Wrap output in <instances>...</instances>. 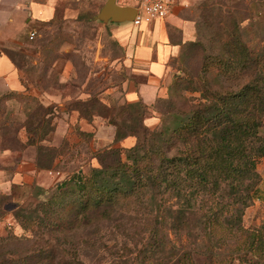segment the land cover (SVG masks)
I'll return each instance as SVG.
<instances>
[{"label":"rangeland","instance_id":"obj_1","mask_svg":"<svg viewBox=\"0 0 264 264\" xmlns=\"http://www.w3.org/2000/svg\"><path fill=\"white\" fill-rule=\"evenodd\" d=\"M197 1L196 42L186 45L178 56L167 95L151 107H143V122L156 130L177 124L178 115L197 99L207 80L213 83V75L247 76L246 71L234 72L233 68L225 71L213 56L220 49L228 54L225 59L235 60L231 56L235 47L243 46L252 53L264 43V0ZM104 2L57 0L52 19L28 20L23 29L7 32L0 39L1 48L22 69L27 91L0 104V146L18 145L19 136L26 134V121L49 110L45 117L51 118L50 124L64 119L72 127L64 137L63 144L68 140V145H63L66 152L56 166L66 177L98 165V150L119 145L107 139L110 134L105 128L100 130L103 143L96 144L89 136L78 138L71 123L73 111H104L127 125L125 129L139 123L138 107L129 106L120 94V83L127 74L123 39L135 33L137 26L131 20L120 23L98 17ZM33 91L40 94L30 93ZM93 115V119L107 120ZM260 132L264 135V122ZM46 137L51 142L60 139L54 130ZM149 139L148 144L156 137ZM47 156L50 153L43 151L41 160ZM113 159L109 156L106 161ZM256 169L259 177L251 203L235 208L243 210L240 217L238 212L233 216L228 213L223 221V217L207 220L201 212L203 206L197 209L198 203L192 209H197L195 213L182 215L174 205V211L162 214L157 202L160 194L150 190L141 199L110 195L81 207L72 205V196L65 197L63 207L50 212L45 211L48 204L39 203L48 202L52 190L18 186L14 195L3 199L0 235L5 239L0 248L22 253L24 260L16 264H248L256 258L263 262L261 252L247 248L249 235L235 228L240 221L243 227L253 229L264 214V157L256 162ZM226 191L217 199L226 198ZM12 235L22 239L16 241ZM33 247L48 250L43 262L37 261L45 254H30ZM27 253L29 257H24Z\"/></svg>","mask_w":264,"mask_h":264},{"label":"trees","instance_id":"obj_2","mask_svg":"<svg viewBox=\"0 0 264 264\" xmlns=\"http://www.w3.org/2000/svg\"><path fill=\"white\" fill-rule=\"evenodd\" d=\"M232 37L237 39L234 34ZM194 42L196 40L190 43ZM260 47L258 52L252 53L246 52L248 48L243 46L235 47L236 51L231 53L237 58L235 60L231 57L225 59L228 54L221 49L214 54L215 61L222 64L225 71L233 68L234 72L246 71L247 76L235 79L237 77L221 73L213 75V83L207 80L197 99L183 111V115H178L177 124L171 127L156 130L147 126L142 119L146 104L141 100L127 102L129 106L138 107L137 118L140 117L139 123L131 125V129H125L127 125L115 121L114 116L109 118L104 111H79L88 118L93 114L103 116L107 123L114 124L116 140L132 135L135 141L130 146L111 145L98 150L95 154L98 165L90 166L86 171L78 169L48 188L37 186L41 191L53 192L48 202L42 201L39 205L48 204L45 211L55 212L63 207L65 197L72 196V205L81 207L110 195L115 199L120 196L141 199L150 190L155 195L160 194L157 202L162 214L174 211V205L182 215L195 213L201 205V212L207 220L217 221L223 217V221L229 215L233 216L238 212L235 208L251 203L259 177L256 162L264 157V135L260 132L264 122V43ZM217 56L221 57L217 59ZM45 112L26 121L27 138L22 145L36 144L39 150L49 152V160H52L55 154L66 152L63 145L68 144L67 141L60 147L41 144L55 128L54 123L50 124L51 118L45 117ZM153 135L156 139H151L148 144L149 136ZM109 156L114 158L113 162L106 161ZM37 162L41 166L47 164L42 160ZM225 189L228 196L218 200ZM12 195L0 192V216L5 211L3 204L6 200L3 199ZM196 203L197 209L192 210ZM242 212L241 209L237 216L240 217ZM235 228L249 235L247 248L261 252L259 256L264 259V214L253 229L243 227L240 221ZM3 238L0 235V244ZM11 238L22 239L16 235ZM30 250V254H45L37 262H43L47 257V249L33 247ZM0 257V264H16L24 260L22 253L1 248ZM24 257H29L28 253ZM256 259L248 264H264ZM240 260L246 262V258ZM143 264L147 263L143 261Z\"/></svg>","mask_w":264,"mask_h":264},{"label":"crops","instance_id":"obj_3","mask_svg":"<svg viewBox=\"0 0 264 264\" xmlns=\"http://www.w3.org/2000/svg\"><path fill=\"white\" fill-rule=\"evenodd\" d=\"M196 2L198 1L175 0L166 16L135 25L137 31L123 39L122 60L127 70L120 83L123 100H141L151 107L158 98L167 95L178 56L197 37L198 20L194 11ZM56 3L57 0H0V39L7 32L23 29L28 20L52 19L56 13ZM18 93H27L22 69L16 64L14 57L1 48L0 41V104ZM30 93L40 94L34 91ZM70 117L76 131L74 134L80 136V139L89 136L92 140L96 139V144L103 143L100 130L105 128L110 134L107 139L112 143L130 146L135 140L132 135L116 140L115 125L104 122L103 118L91 119L80 115L78 111H73ZM92 123L99 128L95 129ZM70 130L72 127L69 122L64 123L63 119L54 128V133L60 139L52 142L45 139L41 144L60 147L65 134ZM26 138L27 135L22 133L18 145L0 146V192L14 194V188L25 185L48 188L65 177V172L56 167L64 152L55 154L52 160L47 156L44 163L47 162L48 165L41 166L37 161L41 160L44 150H39L36 144L22 145ZM65 141L68 144V140Z\"/></svg>","mask_w":264,"mask_h":264},{"label":"built area","instance_id":"obj_4","mask_svg":"<svg viewBox=\"0 0 264 264\" xmlns=\"http://www.w3.org/2000/svg\"><path fill=\"white\" fill-rule=\"evenodd\" d=\"M116 2L120 5L133 6L135 14L131 21L134 25H140L166 16L175 0H116Z\"/></svg>","mask_w":264,"mask_h":264},{"label":"water","instance_id":"obj_5","mask_svg":"<svg viewBox=\"0 0 264 264\" xmlns=\"http://www.w3.org/2000/svg\"><path fill=\"white\" fill-rule=\"evenodd\" d=\"M134 14L135 8L131 5H120L116 0H105L98 12V17L125 21L131 20Z\"/></svg>","mask_w":264,"mask_h":264}]
</instances>
